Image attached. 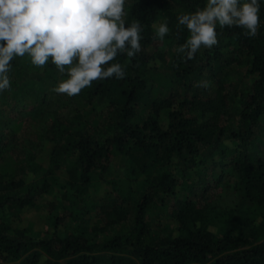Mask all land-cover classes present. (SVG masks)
<instances>
[{
  "label": "trees",
  "instance_id": "obj_1",
  "mask_svg": "<svg viewBox=\"0 0 264 264\" xmlns=\"http://www.w3.org/2000/svg\"><path fill=\"white\" fill-rule=\"evenodd\" d=\"M206 3L126 0V26L134 18L143 25L141 52L110 62L124 67L123 79L93 81L74 97L53 90L68 78L67 66L62 74L51 57L43 68L27 54L11 61V86L0 91V263L264 264V0L256 37L217 25L218 43L185 60L177 48L190 33L177 30V17ZM164 20L171 31L161 41L154 25ZM155 59L168 77L151 74ZM233 66L245 69L250 87L227 83L223 71ZM147 76L157 88L148 86ZM203 79L214 80V99L194 93ZM55 93L63 110L53 121L39 120L42 142L52 144L39 173L34 156L7 153L22 118L37 119ZM27 96L30 103H22ZM117 157L123 174L115 178ZM229 180L240 204L204 202ZM102 183L99 206L86 203ZM46 197L50 231L44 237L29 225L14 228L25 209ZM155 209L166 211L167 223H153ZM93 212L91 225L86 216Z\"/></svg>",
  "mask_w": 264,
  "mask_h": 264
},
{
  "label": "clouds",
  "instance_id": "obj_2",
  "mask_svg": "<svg viewBox=\"0 0 264 264\" xmlns=\"http://www.w3.org/2000/svg\"><path fill=\"white\" fill-rule=\"evenodd\" d=\"M126 0H0V91L8 90V73L15 57L27 54L34 66L51 62L67 79L53 90L77 96L93 81L126 75L118 55L133 58L141 52L143 25L139 20L126 26ZM259 0H207L204 8L177 17V30L190 33L177 48L185 60H192L201 47L218 43L217 25L238 27L256 37L260 23ZM155 36L163 41L171 29L168 21L154 25Z\"/></svg>",
  "mask_w": 264,
  "mask_h": 264
},
{
  "label": "rangeland",
  "instance_id": "obj_3",
  "mask_svg": "<svg viewBox=\"0 0 264 264\" xmlns=\"http://www.w3.org/2000/svg\"><path fill=\"white\" fill-rule=\"evenodd\" d=\"M158 51H160L158 49ZM151 74L158 75L162 74L168 77V73L164 70V66L160 63L158 59H155L150 64ZM226 73L227 77L225 78L227 83H232L235 85H240V88L247 89L250 87L251 80L248 77H245V69L242 66H233L228 69H225L223 73ZM148 86L153 89L157 88V81L149 80L151 78L148 77ZM216 84L213 79H203L198 82L197 88L194 90V93L198 94L200 99H214V93L216 90ZM150 88V89H151ZM183 92V90H181ZM163 92H157L155 97L162 98L167 97L168 94H162ZM33 95L35 93H32ZM56 96L55 94L49 95V98L46 99L45 105L42 108V114L39 115L37 119H30V117L23 119L21 122V130L15 138V142L11 143V147L8 150L7 156H14L16 158H23L28 155H32L35 158L32 165L34 170L41 173L43 168H46L48 165V154H49V147L52 145L50 143H43L42 139L40 138V128L39 127V120H44L45 118L48 121H53L54 116L58 113H61L63 109H60V103L58 100L53 99ZM31 96H27L26 99L22 98V103H30ZM152 97V95H151ZM154 97V96H153ZM11 99V97H10ZM11 104H13L14 108L21 107L20 106V99H11ZM37 104H35V107ZM138 109H141L139 107ZM5 111H8L5 108ZM64 113L63 115H65ZM207 121L212 122V116L210 112L207 113ZM234 125V124H232ZM30 152V153H29ZM32 152V153H31ZM122 159L117 157L113 160L111 165L112 170L114 171L115 178L121 176L123 174V166H122ZM232 180H229L224 184H220L219 186H215L209 193H207L204 197V202H212L219 206L220 208H229L234 207L237 204H240V195L234 191L232 188ZM106 192V187L102 183L101 185L95 186L91 193L86 198V203H93L95 206H99L100 198ZM51 201L50 197L42 198L37 201V206L34 209H25L20 214V220L14 221L13 226L14 228L23 229L28 225L33 231V235H37L40 237H44L48 230L46 217L48 214V203ZM149 217L153 220V223H167L166 219V211L163 209H155V211H151ZM86 218H89V222L91 225L96 223L94 212L89 217L88 215ZM74 225L70 223L68 225L67 230H73ZM60 230H63L61 228ZM0 264H18V263H0Z\"/></svg>",
  "mask_w": 264,
  "mask_h": 264
}]
</instances>
